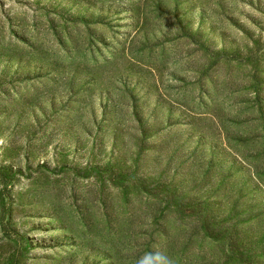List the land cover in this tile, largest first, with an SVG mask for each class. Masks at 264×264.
I'll return each mask as SVG.
<instances>
[{
    "label": "rangeland",
    "instance_id": "374dc122",
    "mask_svg": "<svg viewBox=\"0 0 264 264\" xmlns=\"http://www.w3.org/2000/svg\"><path fill=\"white\" fill-rule=\"evenodd\" d=\"M0 264H264V0H0Z\"/></svg>",
    "mask_w": 264,
    "mask_h": 264
},
{
    "label": "trees",
    "instance_id": "16d2710c",
    "mask_svg": "<svg viewBox=\"0 0 264 264\" xmlns=\"http://www.w3.org/2000/svg\"><path fill=\"white\" fill-rule=\"evenodd\" d=\"M258 220V219H257ZM257 220H255L254 222H257Z\"/></svg>",
    "mask_w": 264,
    "mask_h": 264
}]
</instances>
